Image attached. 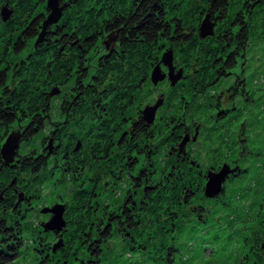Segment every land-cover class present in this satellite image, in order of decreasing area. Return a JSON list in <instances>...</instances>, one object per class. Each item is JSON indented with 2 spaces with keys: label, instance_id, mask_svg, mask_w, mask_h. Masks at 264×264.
<instances>
[{
  "label": "trees",
  "instance_id": "1",
  "mask_svg": "<svg viewBox=\"0 0 264 264\" xmlns=\"http://www.w3.org/2000/svg\"><path fill=\"white\" fill-rule=\"evenodd\" d=\"M66 2L74 9V16L68 20L62 16V21L47 27L40 43L32 44L34 54L13 69L17 77L25 78L20 79L18 94L9 89L12 94L5 96L0 106L2 128L13 120L28 118L17 145L20 143L24 150L16 148L9 163L0 157V264L10 258L11 246L16 257L8 261L17 262L18 246L28 227H16L20 213L15 211L13 223L7 221V212L29 202L30 185L39 183L41 174L48 171L55 172V180L68 175V192L62 187L60 192L71 204L63 213L62 231L37 232V239H43L38 243L40 248L32 247L44 257L42 264H63L71 254L75 259L80 250L99 256L103 246L116 239L129 246L126 254L130 256L162 264L170 255L167 264H175L179 260L178 233L196 228L198 234L206 235L205 229L194 226L200 209H194L192 221L179 222L185 217L183 210L189 199L204 195V168L192 150L195 132L196 137L200 134L211 142L224 127L230 130V123H234L231 131L241 134L239 138L248 131L244 119L237 123L239 108L226 115L219 103L220 94L210 90L233 79L230 93L240 105L250 104L253 112H264V99L252 105L256 98L246 92L242 81L247 77L242 72L245 54L254 46L264 48V0H59L63 12ZM2 9L8 11L4 20ZM11 11L19 13L17 22L5 26ZM46 14V0H0V23L6 28L4 34L16 39L15 53H21L32 36L38 37ZM206 16L214 23L213 34L201 37L199 26ZM106 38L112 45L96 60L94 73L89 74V55L105 44ZM6 41L0 40L2 52L7 49ZM167 50L172 51L173 66L180 64L176 72L181 70V80L174 87L170 81L165 83L168 89L163 107H167L168 99L175 102L167 111L165 125L148 126L139 113H129L135 99L140 102L138 95L147 73L161 63L159 55ZM6 76L0 67L1 86ZM263 83L256 85L260 93H264L260 87ZM247 86L255 90L248 82ZM62 89L68 99H62L59 108L67 119L65 123L52 122L51 96ZM184 89L190 101L175 100ZM59 96L57 93L53 97ZM254 121L249 134L255 136ZM186 135L189 139L180 150ZM2 143L0 130V146ZM117 152L118 157L114 155ZM121 158L125 159L123 165ZM100 161L106 164L97 169L101 175L97 180L91 176L94 171L90 165ZM82 167L90 168L87 177L76 174ZM110 168L121 170L119 179L109 173ZM107 178L116 185L106 183ZM222 190L221 183L214 199L221 197ZM262 227L259 247L264 246ZM57 241L60 246L54 248ZM32 243L35 245L36 240ZM40 257L30 261L35 263ZM256 259L264 264L262 257Z\"/></svg>",
  "mask_w": 264,
  "mask_h": 264
},
{
  "label": "rangeland",
  "instance_id": "2",
  "mask_svg": "<svg viewBox=\"0 0 264 264\" xmlns=\"http://www.w3.org/2000/svg\"><path fill=\"white\" fill-rule=\"evenodd\" d=\"M69 15H71V17L74 16L73 9H70ZM45 16H47V14ZM62 16H64L63 11L59 21L63 20ZM3 38L6 37L4 36ZM36 41L37 37L35 39L30 40L28 42V46L24 48L21 53L14 52V54H12V52H10V48L6 49L8 51L9 58L7 59V66L5 71L7 72L9 77L7 78L6 84L4 85L16 91L18 86L22 82L21 80H25V78L23 77H17L13 72V69L16 65H18L21 60H23L24 62L26 60L28 61L27 58H30L32 54H34L32 44L37 43ZM107 41L108 46H106L105 44L100 45V48H98L96 52H93V54L89 55V57H92L91 59H89V62H87L90 65V67L88 66L86 68V70L88 69L89 74H93L96 70V60L100 58L108 48L111 47L112 43L110 42V40ZM8 45H6V47ZM1 50L2 48H0V59L3 57V52ZM162 55L163 53L159 55L160 60L162 58ZM242 65L246 68H244L242 72L247 75V77H244L245 79L242 80L246 83L244 85L245 90L248 94H250V96L256 98L252 102V105H256L264 99V93L262 92L263 96H261V99L258 100V96L262 93L256 90L258 88L256 86L258 85V82L264 80V48H261L260 46H254L253 49L249 50V52L245 54V58L244 60H242ZM179 66L180 64L177 65V67ZM177 67H173L172 74L175 77H177L178 75L176 74ZM160 69L162 73L168 75V68L163 63H160ZM152 70L153 68H151V70L148 72V78L145 79L147 81H150L151 84L148 85V83H145L146 81L143 82L142 88L139 91L142 92L138 95L140 97V102L135 99V103L132 106V113H129V116L133 113H140L141 117L145 119L146 125L162 127L167 122V111L172 110V107L174 106L175 102H172L168 99L167 107H163V105L166 104L167 101L164 93L167 92L168 87L165 83H169L170 80L165 78L161 82H153L151 78ZM239 72L240 71L238 70V73ZM249 73H254V76L249 77ZM10 78H12L13 80H11ZM180 80L181 79H176V82L174 84H171L170 86H176ZM233 81V79H230L228 81H222L219 83L217 88H213L210 91L220 94L219 103L222 108L227 111L226 115L230 112V110L235 109V107L239 108L237 113H240L241 116L240 118H238L237 123H239V121L243 119L246 121L244 127H246V130L248 131L245 136H242L243 138L240 139L239 136H241V134H234L233 131H231L234 129V123H230L228 124V128L230 130H226V127H224L219 133V135L215 134L214 141L206 142L203 139L204 136L199 134L194 140L191 141V143H193L192 150L195 153L194 156L196 158L200 157L201 167L204 168V170H207L208 172L213 171L215 173H218L224 166L230 167V165H233V163L231 162L232 160L237 161L238 157L244 156V158H242L244 163L240 162V167L238 169V172L240 173L241 171V173L235 180H230L229 182H227L226 188L224 189L221 197L214 199V196L205 195L204 189L207 183L206 180V182L203 184L204 189L202 194L204 195H202V197L201 195H198L193 199H189L187 207L183 210V215H185V217L183 219H180L179 222L181 220L183 221L186 219H191L192 221L194 219L193 216H196V212H194V209H200V216L199 218H196L197 221L196 224L194 223V226L196 227L199 225L198 229H201L202 231L205 229L206 235L198 234L196 232V228L190 232L186 229L185 232L182 231L178 233L177 237L179 239L177 238L176 240H178L179 242V251L177 254L180 258L176 257V260H179L175 264H202L205 261H212V264H256V251H252V248L250 249V243L248 238H251L250 236L252 234V230L250 228L252 227V224H263L262 220L264 219V112H253V108L250 104L240 105V101L238 100V98L234 97V95L230 93L234 86ZM252 81L253 83L255 82L254 85H252ZM11 82L15 83L14 85H16L17 87L12 86ZM247 82L249 86H252V88H254L255 90H250L247 86ZM239 84H241V82L237 84V88H239ZM260 87L264 88V83ZM55 92L51 96V104L52 107H54V112H50L51 121L54 122L55 120L61 123H65L67 119L66 114L65 112H63L64 110L59 108V106L62 102V99H68L66 97L68 93L66 92L65 94L63 89L61 91L57 90ZM57 93H59L60 96L53 97L54 95H57ZM178 99H186L187 101H190L191 97L188 95L186 89H184L181 90L180 93L176 94L175 100ZM186 106H188L187 103ZM147 107H155V111L152 114V117L149 116L148 118L144 114V111ZM139 109L140 111H138ZM185 110H187V107L184 108V111ZM253 116L254 118H256V120L250 118ZM27 120L28 118L22 121L15 122L11 126V132L16 134L19 133L20 135H22L27 127ZM251 121H254L253 125L255 127L253 128H255V130H253L254 132H256L255 136L253 134H249V130L251 129ZM209 124L210 125H208V129L211 127V123ZM9 133L10 132H8L6 136ZM210 134L212 137V133ZM241 140H243L242 143H240ZM248 141H250L251 148L248 144ZM126 143L127 142H124V144ZM252 144H254V146H252ZM19 146L21 149L24 148H22L20 143ZM19 146L17 148H19ZM115 151L119 152V149H115ZM118 152L117 154L114 153V155L117 156ZM120 155L123 156L121 150ZM121 159L123 161L121 165L125 164V159ZM51 162L52 159L50 163ZM105 164L106 162L100 161L98 163L96 162L90 165V168L92 167V170L94 171L92 174L90 173L92 178L99 180L101 175H98L97 169H102ZM90 168L82 167L76 174L80 173L81 176L84 175L85 177H87L88 169ZM120 168L122 169L123 166H120ZM216 169H219V171L217 172ZM232 170L234 171L235 168ZM108 171L109 173L112 172L113 175H115L116 180L119 179L118 177L121 176V170L110 168ZM53 174H55V172L50 173L48 171L42 173L40 182L34 183V181H32V183L34 184H31L30 188L28 189L29 193L27 195L30 206L28 207L26 213L21 215L22 218H19V221L16 225V227H28H26L25 232L22 235V238H25L23 239V243L18 246L17 251H19V255L18 260L15 264H42L44 262V257H40L41 254L35 253L37 250L32 247L35 246V248L37 247V249L38 247L40 248V245H38V243L41 242L43 237L42 239L40 238L38 240L37 232H39L40 229H42V231L44 232H51L55 231L56 229L58 231H62V229L65 228V225L60 227H58V225L57 227L53 226V228L50 229L52 224H50L49 221L53 214L51 212H43L45 208H52L56 204L65 205V212L68 205L71 204L69 200L65 198V194L62 195V192H60V187H62L63 189H65L66 192H68V175H65L64 178H59V180H55L56 177ZM205 174L206 172L202 176H207V174ZM102 177L105 176L102 175ZM104 179H101V182H103ZM240 179L241 181H239ZM62 180L66 182H63ZM107 182H111L112 184H114V186L116 185V183H114V181L110 180L109 178H107L106 183ZM105 186L107 187V184ZM230 196L232 197L231 200L229 199ZM198 205L201 207L199 208ZM177 221L178 220H176V223ZM11 223H13V220L11 221ZM239 223L240 225L237 226V224ZM32 239L36 240L35 245L34 243H32ZM182 242L184 244H181ZM55 244H57L56 246L58 247L60 246L59 241L55 242ZM11 247L13 248V250L8 254L10 256L8 260H11V257H13V259L16 257V252H14L15 248L13 246ZM103 247L104 252L99 256H95L93 254L89 255L88 253L83 252V250H80L75 255V259H73L74 255L71 254L69 258L64 261V263L146 264L147 262V260L142 259L138 255H132V258V256L126 254L129 252V246L123 241H121V239L109 241L107 246ZM8 255L7 257H9ZM32 257H40V259H37V262L35 261V263H32L30 261ZM169 257L171 256L168 255V257L164 262H162V264H167V261H169L170 259ZM192 258L195 259L194 263H192L191 261ZM8 260H6V264H10L11 261ZM151 263L152 262L149 259L147 264Z\"/></svg>",
  "mask_w": 264,
  "mask_h": 264
},
{
  "label": "water",
  "instance_id": "3",
  "mask_svg": "<svg viewBox=\"0 0 264 264\" xmlns=\"http://www.w3.org/2000/svg\"><path fill=\"white\" fill-rule=\"evenodd\" d=\"M46 9L48 11V14L46 18L43 20L41 24V30L39 32V35L37 37V43H40L43 40V37L46 34L47 27L56 24L61 15H62V6L59 5V0H46ZM8 15V11L2 9L1 10V18L2 20L6 19ZM213 28L214 23L210 21L209 16H206L199 27V34L201 37H206L208 35L213 34ZM107 40H110L107 38ZM105 41L106 43L108 41ZM161 63H163L168 68V75L161 72L160 64H157L153 67L151 78L153 82L157 83L159 81H163L165 78L171 81V84H174L176 82V79L181 78V70H178L176 72L177 77H175L173 73V54L171 50H167L163 52ZM174 76V77H173ZM155 111V107H147L144 111V114L146 117L149 118L152 117L153 113ZM197 131V128H196ZM197 132H195V135L193 136V140L196 138ZM20 134H16L13 132H10L4 139L3 143L0 146V155L3 158L5 163H9L12 160L14 150L17 148L18 140L20 138ZM189 137L186 135L181 143L179 144L180 150L184 149V146L186 145ZM230 172L229 168L224 166L218 173H215L213 171H209L207 173V183L204 189V193L206 196H214L215 194H218V192L221 189V183L223 182L225 175ZM43 212H51L53 215L51 216V219L49 221L51 225L50 229L53 228V226H64L65 222L63 220V212H64V206L61 204H56L52 208H45ZM48 225V224H47ZM46 225V226H47ZM48 230V229H47ZM55 230V229H54ZM60 230V229H59ZM55 231H58L57 229ZM57 244L54 245V248L57 247Z\"/></svg>",
  "mask_w": 264,
  "mask_h": 264
},
{
  "label": "flooded vegetation",
  "instance_id": "4",
  "mask_svg": "<svg viewBox=\"0 0 264 264\" xmlns=\"http://www.w3.org/2000/svg\"><path fill=\"white\" fill-rule=\"evenodd\" d=\"M61 1H64V0H61ZM66 5L64 6V16L66 17V19L68 20L69 19V17H71V15H69V11H70V9H73L72 7H71V4L69 3H65ZM73 12H74V9H73ZM11 16L9 17V21L10 22H8L5 26H9V25H11V24H13V23H15V22H17V20L15 19V17H17V16H19V13L18 12H14V11H11V14H10ZM5 26L4 25H2L1 23H0V40L1 39H3V37L5 36L6 37V45H8L9 43V45L7 46V48H10V52H12V54H14V52H15V50H16V39L14 38V36H10L7 32L4 34V30H6V28H5ZM4 35V36H3ZM36 38V36L34 35V36H32V38L30 39V40H32V39H35ZM29 40V41H30ZM110 42H111V40H110ZM105 45L106 46H108V44L107 43H105ZM115 46V45H114ZM2 51V50H1ZM4 53H5V56L4 57H2L1 59H0V67H3V70H5L6 69V66H7V59L9 58V54H8V51H3ZM17 66V65H16ZM15 66V67H16ZM147 76H148V73H147ZM9 76H8V74H7V76H6V79L4 80V84H6V81H7V78H8ZM146 78H148V77H146ZM145 78V79H146ZM11 80H13L12 78H10ZM146 82V84L149 82V81H147V80H145ZM8 82H9V80H8ZM3 84V86H1L0 85V106L1 105H3V103H4V100L6 99V97L5 96H8V95H11L12 94V91L11 92H9L8 90L9 89H11L10 87H8V86H6V85H4ZM15 83H12V86H14V87H17L16 85H14ZM143 84V83H142ZM5 87H7V90H4V88ZM18 89V88H17ZM15 93L16 94H18V91H15ZM140 111V110H139ZM140 114V113H139ZM17 121H20V120H13L11 123H9V124H7L8 125V127H6V128H2L3 126H0L1 127V131H2V142L4 141V139H5V136H6V134L8 133V132H11V126L15 123V122H17ZM243 138V137H242ZM242 138H240V139H242ZM242 141L243 140H241L240 141V143H242ZM248 144H249V146L251 145L250 144V141H248ZM252 146H254V144H252ZM251 147V146H250ZM245 153V152H244ZM243 153V154H244ZM14 155V154H13ZM243 156V155H242ZM0 157H1V155H0ZM13 158V157H12ZM242 158H244V156L243 157H238V159H237V161L236 160H232L231 162L233 163V165H230V167L228 166V168L231 170L230 172H228L226 175H225V178H224V180H223V182H222V191H224V189L226 188V184H227V182H229L230 180H235L239 175H240V173H241V171H240V173L238 172V169H239V167H240V162H243V159ZM1 159H3L2 157H1ZM12 162V161H11ZM244 163V162H243ZM235 168V170L233 171L232 169H234ZM207 170H204L203 169V173H202V175L206 172ZM206 175V174H205ZM233 177H235V178H233ZM204 183L206 182V176H204ZM239 181H241V179L239 180ZM27 199H28V197H27ZM20 204L22 203V200L19 202ZM30 205H29V202H25V204H23L22 203V205H19L18 206V210H9L8 212H7V216H8V218H10V220H7V221H11V220H14V215H16L14 212H12V211H15V212H18V213H20L19 214V218H22L20 215L22 214H24V213H26V211H27V209H28V207H29ZM263 221V224L262 223H259V225H257V224H255V225H253L252 224V227L250 228L251 230H252V234H251V238H248L249 239V243H250V249L252 248L253 250L252 251H256L255 252V262H256V264H259L258 263V260L256 259V258H258L259 256L260 257H262V259L264 260V246H261V247H259V246H257V244H258V241H259V239H260V227L263 225V229H264V219L262 220ZM240 225V223L239 224H237V226H239ZM260 254V255H259ZM261 264V263H260Z\"/></svg>",
  "mask_w": 264,
  "mask_h": 264
}]
</instances>
